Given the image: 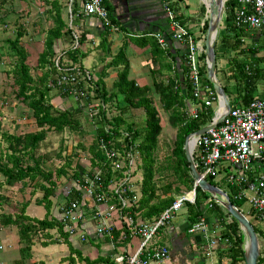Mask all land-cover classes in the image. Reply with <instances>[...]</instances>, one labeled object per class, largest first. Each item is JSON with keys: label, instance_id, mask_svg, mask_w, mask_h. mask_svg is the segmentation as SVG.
<instances>
[{"label": "crops", "instance_id": "crops-1", "mask_svg": "<svg viewBox=\"0 0 264 264\" xmlns=\"http://www.w3.org/2000/svg\"><path fill=\"white\" fill-rule=\"evenodd\" d=\"M84 2L85 0H45V5L42 2L37 3V8L45 6L48 14L47 22H51V25L55 24V14L51 12L52 10L55 12V8L57 10L59 6L62 10V20L70 30L69 34H64L55 40L52 47L53 58L56 59L57 56L63 55L66 60L68 56L64 54H67V51L78 50L79 64L87 73L91 74L93 79L99 82L96 81L97 87H102V84H105V88L110 92H115V84L123 67V65H113L110 62L114 61V58L122 51L129 61V78L134 80L138 86L149 87L148 95L150 97L157 93V84L164 87L170 83L182 85L183 63L187 64L188 46L185 41L174 38L176 30L171 25L164 0H104L113 23L118 27L117 30H110L99 17L87 14L84 10ZM226 3L224 16L219 27V37L217 35L215 42L216 72L218 81L225 88L232 107L246 106L256 98L264 99V31L248 26H240L234 30L231 25L234 21V12L229 8L227 9ZM235 3L234 10L238 5L237 2ZM169 6L179 24L185 25L199 47L203 48L200 56L201 63L203 53L206 54L205 40L208 28L205 31V27L207 22L209 27V8L206 1L171 0ZM158 34L164 38L167 45L162 46L157 37ZM65 63L70 65L73 64V61L66 60ZM202 84L204 88L214 91L213 103L206 110L204 109V112L209 111V109L215 111L212 121L202 126L204 127L212 124L223 108L215 89L204 85L203 82ZM203 93V96L206 97V92ZM50 96L51 102L56 106L70 110L76 108L77 104L73 98L62 94L55 88L50 92ZM119 99V97L114 96L112 102L106 101L105 103L107 106L112 105L111 113L113 114L119 112V109L114 106L118 104ZM157 100L160 101V99L154 100L156 106ZM88 103L90 106L94 105L98 108V105L95 104L103 105L104 101L98 97L97 99H89ZM198 103H202V99L199 100L196 97L187 102L188 107H184L183 111L188 118L193 117L191 115L192 106ZM135 111V109L131 110L132 115L129 117V121H133L139 126L142 123L134 119L137 112ZM142 111L144 113V110ZM138 115L141 114L138 112ZM81 119L82 132H75L77 135L66 132L71 136L78 137V139H72L70 144L66 145L68 147L65 145L61 147L63 150L67 149V154L77 152L76 168L79 174L83 175L98 167L102 169L105 164L96 162L92 150L89 149L97 134L98 125H94V122L88 120L86 116H82ZM2 125H4L3 120ZM2 146L5 153L7 146L5 143ZM59 147L53 151V155L47 156L51 159L45 164L43 163L44 168L52 170L57 167V163L58 165L63 163V159L57 156ZM42 151L40 150L36 155L39 156L49 150L42 149ZM135 154L136 168L131 179L132 190L134 188L139 189L138 183L143 180V175L138 176V171L142 170L140 153L135 151ZM2 161L11 165V161L6 156L3 157ZM30 162L33 163V160ZM116 179L119 180L117 176ZM3 180L4 177L0 175L2 184ZM25 181V183L18 182L11 186L5 184L2 188V192L7 198L0 204V264H88V260L100 261V259H110L112 263L121 264L118 261L119 255L124 251L131 255L138 249L141 243L140 236L138 234L129 235V228L119 212H113L107 219L113 228L111 235L96 233L97 206H95L94 200L85 196L83 192L81 208L87 238L82 240L78 236L71 237L69 241L72 245L71 248L70 244L60 235L58 226L44 230L38 226H32V233L36 230L37 233L33 235L31 248L26 249V242L20 239L21 221L18 219L25 216L33 222L48 220L59 224L61 222L59 206L67 202V198L73 192L72 188L75 187L76 183L73 180H68L67 177L58 179L57 190L51 198L52 204L47 209L46 202L40 201L43 192L37 187L41 177L28 178ZM110 192L108 191V193ZM183 192L185 191L177 193L175 200ZM214 201L216 200L214 199ZM113 203H115L113 197H109L108 205ZM217 203L219 204V202ZM205 204L209 205V199L205 200ZM205 204L203 207L206 206ZM183 209L184 211L179 214L180 219L178 221L176 218L179 212L177 217L157 234L155 240L160 244L169 246L170 256L163 262H154V264H204L203 248L207 241V235L210 236L214 233L221 235L222 226L217 222L216 214L208 211L201 218H204V224L209 233L206 235V232L202 230L190 232L192 225L199 220L191 224L188 208L185 206ZM246 211L250 213L252 208L248 205ZM2 218L8 222L6 225L1 223ZM231 220L229 217L228 221ZM255 221L263 228L260 222ZM220 245L215 252L218 256L217 263L220 261V252L218 251Z\"/></svg>", "mask_w": 264, "mask_h": 264}, {"label": "trees", "instance_id": "trees-1", "mask_svg": "<svg viewBox=\"0 0 264 264\" xmlns=\"http://www.w3.org/2000/svg\"><path fill=\"white\" fill-rule=\"evenodd\" d=\"M235 2L236 0L227 1V9L229 8L234 12ZM10 5V7L7 6V12L8 10H13L14 5ZM51 13L55 14V24L46 30L44 40L45 46L39 54V68H41L42 71L37 78L32 74L28 50L21 42V39L25 35L24 26L22 24L24 18L18 19L19 25L15 36L7 38L9 46L7 54H5V51L3 52L0 50L1 57H5L6 55V57L13 58L12 63L14 68L12 70V80L13 85L17 88L16 96L27 106L28 110L26 112L31 116L37 126L35 129L31 128L26 132L16 134L7 129L5 130L2 125V120H0V175L4 177L3 184L0 182V204L7 198L2 192V188L5 184L11 186L18 182L25 183L26 179H34L36 177H41V181L37 187L43 192L40 201L46 202L47 209L50 208L52 204L51 198L55 195L57 190V180L62 177H67L68 180H73V182L76 183L66 203L77 199L81 200L83 198L78 181L82 179L84 174H79L76 168V160L78 159L77 152H74V154H67V149L63 150V147H61L64 141H61L57 156L63 159V163L57 165V167L52 170L44 168L43 163L45 164L51 159L47 156L53 155V151L50 153L44 152L39 156L36 154L40 152V149H44L42 143L45 142L47 136L50 134L61 136L66 132L73 133L74 135H77L75 132H82L83 124L81 117L86 116L88 120L94 122V125H98L96 130L97 134L92 144L89 146V149L92 150L93 158L96 162H103L105 164L102 168L105 190L110 186L117 175L122 176L123 171H115L107 164L104 152L100 147L102 144L101 139L110 140V145L116 148H121L125 145L129 149L130 146H134L135 151L140 153L143 180L141 183L137 182L140 187L139 189L134 188V190L129 191V196L138 195V198L131 202L129 210L140 220H152L173 203L175 195L183 191L182 187L186 190H192L194 188L195 179L191 173L190 164L186 156L184 148L185 141L189 134L197 131L208 122H211L215 116V111L213 109H209V111L207 110L206 112L203 111L197 118H188L185 115L183 108L188 107V101L195 99L194 87L190 79L191 71L188 64L183 63L184 72L182 74V85L170 83L168 86L164 87L161 86V84H157L156 92L159 96L161 105L164 111L169 113V123L177 129L170 153L160 162L158 156L160 148L159 137L163 131L160 112L158 106L154 105L153 97L148 95L150 88L138 86L134 80L129 78L130 65L124 51L120 52L118 56L114 58L115 60L110 62L113 65H123L119 74V79L115 84V92L107 90L105 84H102V87H97V80L93 78L84 79L86 71L78 62V50L72 49L67 51V54H64L68 56L66 60H72L73 64L69 65L65 63V57L61 55L60 63L56 65L55 58H53L54 52H52L53 44L55 40L62 35L69 34L70 30L67 24L62 20V10L59 6L57 10L55 8V12L52 10ZM5 18L6 16L2 15L0 17V23L1 25L4 24L7 26L8 24ZM25 20L27 21V19ZM232 23L231 25L234 30L238 28L234 25V21ZM207 28L208 22L206 23L205 31ZM201 60L203 61H201L202 64L200 67L202 82L204 85L213 88V84L207 77L205 53H203ZM66 68L69 70L68 73L70 74V70H80V74L77 75V80L73 88H82L87 91L93 90L95 93L90 96L89 99H97L98 97L103 99V105L95 104L98 105V113L95 114L92 112L94 110L93 107L89 105V100L86 102L84 98H76L75 95L70 92V84L58 85V80L64 73L62 70ZM54 88L62 94L73 98L77 104L76 108L70 110L54 105L51 102L50 96V92ZM114 96L120 98L118 104L114 105L119 109V112L115 114L111 113L112 105L107 106L105 104L106 101L112 102ZM132 109L144 110L145 120L142 124H139V126L137 123L129 121V117L132 115ZM22 113H24V110ZM126 132L130 133L131 137L126 136ZM67 135L70 134L67 133ZM4 143L7 146V151L5 153L2 146ZM45 145L46 143L44 146ZM5 156L11 161V165L2 161ZM29 159L33 160V163H31ZM92 171H90V173ZM215 179V177L208 178L210 182L220 186L221 181L218 184ZM224 185L233 203L241 210H244L245 200H238L234 197L236 188L228 184ZM113 195L114 193H111L110 197H113L115 204H117L118 199ZM208 199L209 205H206L205 200ZM204 204L206 205L205 207H203ZM186 207L188 208L191 224L200 220L201 216L206 211L216 214L215 217L217 222L222 226L221 236L224 240L226 238L229 240L226 244L222 243L218 248L220 252V261L218 264H245V236L238 221L232 217L225 208L214 201L213 197L208 192L202 190L200 186L196 187V202L194 204L186 203ZM252 212L253 211L248 213L244 210V213L254 224L261 241L264 242V229L256 223L254 218H251ZM229 217L232 219L231 221H228ZM18 220L21 221L20 239L26 242V249L31 248L33 244V235L37 233V230L32 233V226H38L41 229L43 228V230L58 226L60 235L67 243H71L69 242L71 236L64 227L62 221L59 224L48 220H37L33 222L25 216ZM1 221L4 225L8 223L5 218H2ZM70 247L72 248L71 244ZM263 253L264 249L261 252L258 264H264ZM95 261L88 260V264H98L100 262L104 264H116L114 262L112 263L110 259Z\"/></svg>", "mask_w": 264, "mask_h": 264}, {"label": "built area", "instance_id": "built-area-1", "mask_svg": "<svg viewBox=\"0 0 264 264\" xmlns=\"http://www.w3.org/2000/svg\"><path fill=\"white\" fill-rule=\"evenodd\" d=\"M168 11L171 25L176 30L174 38L187 43V64L190 68V79L194 87L195 97L202 103L192 106L191 115L197 118L200 113L212 105L214 91L204 88L200 72V56L203 48L194 40L187 27L175 19V14L170 8L171 0H164ZM237 7L234 10V24L237 27L248 26L264 31V0H236ZM84 10L87 14L99 17L103 24L110 30L118 27L112 22L108 7L104 0H85ZM162 46L167 45L164 38L157 35ZM56 65L60 63L57 56ZM75 68V67H74ZM66 68L58 80V85L70 84V92L76 98L87 102L94 91L82 88H73L80 70L71 71ZM73 72V73H72ZM84 79H92L90 73L85 72ZM205 89V90H204ZM206 92V97L203 96ZM93 113H98L96 106ZM216 122V121H215ZM126 136L130 133L126 132ZM193 160L200 172L207 179L209 177H220L224 184L234 186L236 192L234 197L245 202L252 208L251 218H254L264 228V99L256 98L246 106H235L226 114L224 120L215 127L209 128L203 134L193 137ZM101 149L106 157V162L115 171H123L122 176L117 175L105 190L103 181V169L96 168L91 173H86L78 181L79 188L89 198H92L97 206L96 218L98 220L96 233L111 235L113 228L107 219L113 212H119L125 224L129 228V235L138 234L141 243L134 254L129 255L124 251L118 256V261L125 264H154L168 259L170 248L167 244L158 243L155 238L160 230L168 226L176 217L177 213L186 206V203L196 202V187L180 194L174 202L161 214L151 221H143L136 218L129 207L138 195L129 196L132 191L131 179L136 168V154L134 146H122L116 148L110 145V140L101 139ZM221 187V186H219ZM222 188V187H221ZM225 190L224 188H222ZM118 199V203L108 205L110 193ZM226 191V190H225ZM228 193V191H226ZM229 194V193H228ZM82 201L73 200L59 206L61 221L71 237L87 238L84 230L82 214ZM243 211V210H242ZM202 230L209 233L204 218L192 225L190 232ZM127 237V234H126ZM204 244V264H218L214 254L219 244L227 243L229 240L220 234L207 235ZM263 242V241H261ZM264 249V242L262 250ZM262 252V251H261ZM264 254V253H263Z\"/></svg>", "mask_w": 264, "mask_h": 264}, {"label": "rangeland", "instance_id": "rangeland-1", "mask_svg": "<svg viewBox=\"0 0 264 264\" xmlns=\"http://www.w3.org/2000/svg\"><path fill=\"white\" fill-rule=\"evenodd\" d=\"M209 6L208 0H205ZM44 0H0V17L2 15L6 16L7 26L0 23V50L3 52L9 49L7 38L14 37L18 28V19L24 18L22 24L24 26L25 35L21 39L22 44L27 48L29 53V62L34 77H38L42 71L39 68V54L44 48V40L46 35V30L50 28L51 22H47L48 14L45 6L37 8V3ZM13 6V10H8L7 6ZM46 3H44L45 5ZM42 12V13H41ZM21 14V16H19ZM9 15V16H8ZM41 15L42 17H40ZM19 17V18H18ZM27 19V21L25 20ZM24 22V23H23ZM219 37V35H218ZM12 59L10 57L0 56V117L3 120V128L8 131L16 132L20 134L21 132H26L29 129H35L36 124L34 120L26 112L28 110L27 106L22 103L16 96V86L13 85L12 80V70L14 68ZM153 99H159L158 94H152ZM157 106L159 103V111L161 116V121L163 125V131L159 137V151L158 156L160 162H162L166 155L170 153L173 140L175 139L177 129L169 123V113L164 111L161 102L157 100ZM24 110V113H22ZM137 111V112H136ZM134 119L143 123L144 113L142 110H136ZM138 112L141 115H138ZM33 120V121H32ZM48 135L45 142L42 143V147L45 150H49L45 153H50L56 148L61 146V141H64V145L70 144L71 140H77L78 137L66 135ZM46 145L44 146V144ZM58 146V147H56ZM56 147V148H55ZM41 150V149H40ZM42 151V150H41ZM43 152V151H42ZM56 161V160H55ZM57 163V162H56ZM58 165V163L56 164ZM143 171H138V176H142ZM220 177H217L215 181L219 184ZM220 186L227 191L224 184L220 183ZM183 191L186 190L182 187ZM247 204V203H245ZM248 207V204L244 205V210ZM184 209H181L178 213L176 221L180 219L179 214L182 213ZM261 240V239H260ZM214 259L218 260L217 254H214Z\"/></svg>", "mask_w": 264, "mask_h": 264}, {"label": "water", "instance_id": "water-1", "mask_svg": "<svg viewBox=\"0 0 264 264\" xmlns=\"http://www.w3.org/2000/svg\"><path fill=\"white\" fill-rule=\"evenodd\" d=\"M227 0H210L209 2V27L206 34L205 49L207 56V75L209 81L213 84V88L218 94L220 104H222L223 110L213 120V123L198 129L196 132L188 135L185 141V152L190 164L191 173L195 179L197 186L206 192H208L219 204H221L230 214L234 217L243 231L245 236L244 244V257L245 264H258V260L261 256L262 242L259 234L255 229L254 224L249 217L238 208L231 200L229 194L220 188L219 186L210 182L205 176L202 175L196 163L193 160V144L194 136H198L206 132L209 128L215 127L218 123L222 122L226 114L231 110L232 105L229 96L218 81L216 66H217V54L215 42L219 32V27L224 16L225 3ZM216 121V122H215Z\"/></svg>", "mask_w": 264, "mask_h": 264}, {"label": "bare ground", "instance_id": "bare-ground-1", "mask_svg": "<svg viewBox=\"0 0 264 264\" xmlns=\"http://www.w3.org/2000/svg\"><path fill=\"white\" fill-rule=\"evenodd\" d=\"M210 2V0H208V3ZM224 106L222 105V108H223Z\"/></svg>", "mask_w": 264, "mask_h": 264}]
</instances>
